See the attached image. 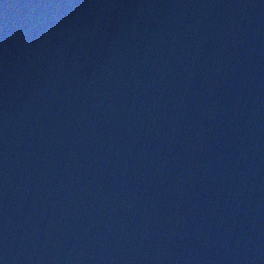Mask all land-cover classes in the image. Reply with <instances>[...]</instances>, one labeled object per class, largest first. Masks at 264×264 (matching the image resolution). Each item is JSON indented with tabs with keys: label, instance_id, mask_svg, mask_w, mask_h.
<instances>
[{
	"label": "water",
	"instance_id": "water-1",
	"mask_svg": "<svg viewBox=\"0 0 264 264\" xmlns=\"http://www.w3.org/2000/svg\"><path fill=\"white\" fill-rule=\"evenodd\" d=\"M0 264H264V0H0Z\"/></svg>",
	"mask_w": 264,
	"mask_h": 264
}]
</instances>
